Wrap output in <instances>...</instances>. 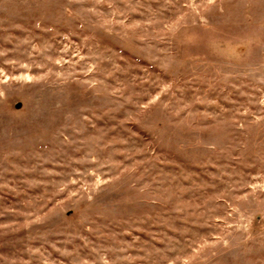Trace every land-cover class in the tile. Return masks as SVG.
I'll return each instance as SVG.
<instances>
[{
    "label": "rangeland",
    "instance_id": "obj_1",
    "mask_svg": "<svg viewBox=\"0 0 264 264\" xmlns=\"http://www.w3.org/2000/svg\"><path fill=\"white\" fill-rule=\"evenodd\" d=\"M0 264H264V0H0Z\"/></svg>",
    "mask_w": 264,
    "mask_h": 264
}]
</instances>
